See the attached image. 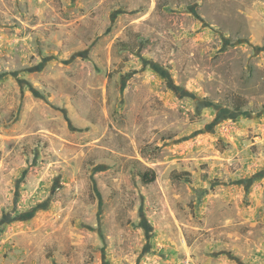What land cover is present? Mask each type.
I'll return each instance as SVG.
<instances>
[{"label":"rangeland","instance_id":"374dc122","mask_svg":"<svg viewBox=\"0 0 264 264\" xmlns=\"http://www.w3.org/2000/svg\"><path fill=\"white\" fill-rule=\"evenodd\" d=\"M262 106L264 0H0V264H264Z\"/></svg>","mask_w":264,"mask_h":264},{"label":"trees","instance_id":"16d2710c","mask_svg":"<svg viewBox=\"0 0 264 264\" xmlns=\"http://www.w3.org/2000/svg\"><path fill=\"white\" fill-rule=\"evenodd\" d=\"M232 108H233V110H235V111H240V110H242V105H240V104H238V103H232ZM261 108H264V106H262ZM177 176V175H176ZM141 178H142V181L143 182H148V181H150V180H152V174H151V177H148V174L147 173H143L142 175H141Z\"/></svg>","mask_w":264,"mask_h":264}]
</instances>
